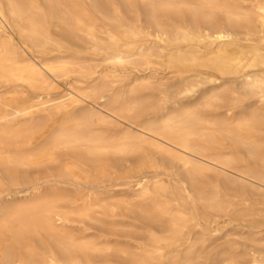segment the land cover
<instances>
[{
  "label": "bare ground",
  "instance_id": "1",
  "mask_svg": "<svg viewBox=\"0 0 264 264\" xmlns=\"http://www.w3.org/2000/svg\"><path fill=\"white\" fill-rule=\"evenodd\" d=\"M0 264H264V0H0Z\"/></svg>",
  "mask_w": 264,
  "mask_h": 264
},
{
  "label": "rangeland",
  "instance_id": "2",
  "mask_svg": "<svg viewBox=\"0 0 264 264\" xmlns=\"http://www.w3.org/2000/svg\"><path fill=\"white\" fill-rule=\"evenodd\" d=\"M81 61L83 62H86L88 64H91V65H94V64H97V63H100V59H97L96 57L94 56H86L84 58H81ZM118 73L120 75H131V73L129 72L128 69H125V70H121V71H118ZM154 80L159 82V81H164L165 78H164V75L158 73V74H154ZM62 89V86L59 88V90ZM122 188H125V187H122Z\"/></svg>",
  "mask_w": 264,
  "mask_h": 264
}]
</instances>
